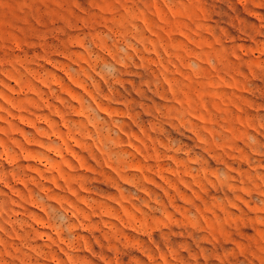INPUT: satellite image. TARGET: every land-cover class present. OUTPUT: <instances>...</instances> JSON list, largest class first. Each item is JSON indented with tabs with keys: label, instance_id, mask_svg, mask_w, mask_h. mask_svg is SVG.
<instances>
[{
	"label": "rangeland",
	"instance_id": "1",
	"mask_svg": "<svg viewBox=\"0 0 264 264\" xmlns=\"http://www.w3.org/2000/svg\"><path fill=\"white\" fill-rule=\"evenodd\" d=\"M0 264H264V0H0Z\"/></svg>",
	"mask_w": 264,
	"mask_h": 264
}]
</instances>
